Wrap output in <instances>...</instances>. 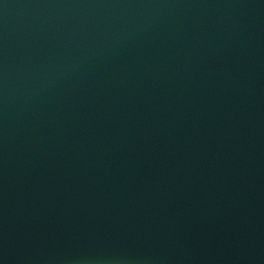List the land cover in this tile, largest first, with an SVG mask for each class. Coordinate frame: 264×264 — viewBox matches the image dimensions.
I'll return each instance as SVG.
<instances>
[{"label":"water","instance_id":"1","mask_svg":"<svg viewBox=\"0 0 264 264\" xmlns=\"http://www.w3.org/2000/svg\"><path fill=\"white\" fill-rule=\"evenodd\" d=\"M0 264H264V0H0Z\"/></svg>","mask_w":264,"mask_h":264}]
</instances>
